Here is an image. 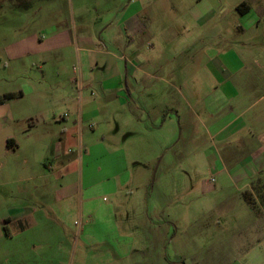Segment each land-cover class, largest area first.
Instances as JSON below:
<instances>
[{
    "label": "rangeland",
    "instance_id": "obj_1",
    "mask_svg": "<svg viewBox=\"0 0 264 264\" xmlns=\"http://www.w3.org/2000/svg\"><path fill=\"white\" fill-rule=\"evenodd\" d=\"M250 1L0 0V144L22 128L34 130L31 119L44 112L68 114L72 124L79 105L95 111L76 123L65 158L71 163L65 161L53 180L39 179L30 157L28 176L36 178L30 184H77L82 194L65 202L71 205L69 221H61L67 239L29 241L42 240L60 264H229L243 258L242 244L232 250L228 227L216 222L215 203L226 193L217 190L213 166L229 133L214 136L205 102L212 104L217 72L234 66L230 56H264V12L238 10ZM122 27L127 35L117 44ZM255 65L248 62L247 69ZM16 92L23 97L4 99ZM71 95L74 110L61 105ZM10 113L28 119L8 126ZM11 181L0 186L5 209L42 208L41 191L22 194L15 176ZM47 193L45 204L56 208L54 192ZM39 215L45 229L59 223L50 212ZM121 239L133 246L126 256L117 250ZM51 257L30 253L25 264H53ZM4 258L1 252L0 264Z\"/></svg>",
    "mask_w": 264,
    "mask_h": 264
},
{
    "label": "crops",
    "instance_id": "obj_2",
    "mask_svg": "<svg viewBox=\"0 0 264 264\" xmlns=\"http://www.w3.org/2000/svg\"><path fill=\"white\" fill-rule=\"evenodd\" d=\"M249 3V12H254L256 8L264 12V1L251 0ZM122 30L117 44L127 35L123 27ZM103 47L105 48L104 45ZM84 51L91 53V50ZM104 54L109 55V52L106 51ZM139 54L140 51L133 53L137 61L135 63L138 65L140 63L138 56H141ZM263 57L262 55L258 58L249 55L242 58L237 55L230 56V63L234 66L217 72L215 76L217 84L210 89L214 99L210 106L205 102L207 121L211 127L215 128L214 136L220 138L229 133L228 137L221 139L224 149L220 153L218 163L215 162L213 166L215 176L220 180L217 190L226 193L225 199H219L215 203L218 211L215 214L216 222L224 223L228 227L232 250L237 249L238 244L239 246L242 244L241 248H243L240 253L244 255L243 258L239 260L236 256L229 264H264V205L257 194V190L264 185V66L262 64L264 61L261 60ZM253 61L256 63V69H247L248 62ZM107 68L108 64L101 67L103 70ZM18 93L23 97V92H16L12 94V97ZM75 97V95L63 97L61 105L68 109H76ZM89 106L86 104L84 109H81L79 105L75 111L78 120L74 119L72 124L68 120V114L59 117L56 114L44 112L35 119H31L35 127L32 130L33 133L22 128L13 134L9 133L6 143L0 144V181H2L0 186L13 185L11 180L15 176L21 185L19 190L22 194L27 195L30 190L41 191L39 195L42 199V202L38 201L39 205H42L41 209H33L28 205L5 209L8 199L0 196V245H6L4 251L0 248V253H4L6 264L28 263L30 253L52 254V263H61L59 255L54 250L49 246L41 247L42 240L37 244L29 241V238L67 239L69 235L67 236V229L61 221L63 223L69 221L71 205H66L65 202L78 193L82 194V188H79L77 184L57 182L30 184V181L36 178L28 176L29 162L32 157L36 165L40 167L37 170L39 179L53 180V176L57 177L64 170L60 167L66 161L67 147L74 139L73 135L77 130L76 123H80V120L86 119L85 117L91 112H95ZM22 119L28 118L10 113V118H5L4 122L10 123L8 126L17 125ZM227 130L229 131L226 133ZM57 131H60V134H57ZM246 132L250 135L242 136ZM54 139L55 142H49ZM8 141H10L9 145ZM21 158L23 163H20ZM66 162L71 163L70 159ZM229 190L231 193L227 194ZM51 191L54 192L53 201L56 203V208L45 204L44 198L47 192ZM39 205L37 207H40ZM81 208L83 206H79V211ZM73 211L75 213V208ZM49 212L50 215L58 216L61 225L58 223L56 228L45 229L42 222L37 221L39 214L45 215ZM32 223L36 225L31 227ZM117 237L125 236L120 233ZM236 238L242 241H237ZM16 240L17 244L13 245ZM155 242L152 243L154 246H149L150 250H156ZM253 243H257L256 246ZM68 245L70 246V243ZM131 248H133L132 244L123 242V239L120 242L117 240V250L120 255L126 256ZM164 264H167V261Z\"/></svg>",
    "mask_w": 264,
    "mask_h": 264
},
{
    "label": "trees",
    "instance_id": "obj_3",
    "mask_svg": "<svg viewBox=\"0 0 264 264\" xmlns=\"http://www.w3.org/2000/svg\"><path fill=\"white\" fill-rule=\"evenodd\" d=\"M238 10L243 14L245 12V10H249V7H246V8H238ZM12 98V94H7L4 96V99H11ZM3 99L0 98V103L2 102ZM9 142L8 141V145H9ZM257 194H258V197L261 199L263 205H264V185L261 187V189L257 190Z\"/></svg>",
    "mask_w": 264,
    "mask_h": 264
}]
</instances>
